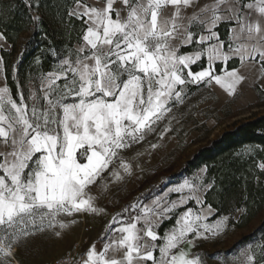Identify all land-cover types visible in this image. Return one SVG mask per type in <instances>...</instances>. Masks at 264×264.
Returning a JSON list of instances; mask_svg holds the SVG:
<instances>
[{
    "label": "snow or ice",
    "instance_id": "obj_1",
    "mask_svg": "<svg viewBox=\"0 0 264 264\" xmlns=\"http://www.w3.org/2000/svg\"><path fill=\"white\" fill-rule=\"evenodd\" d=\"M67 17L80 21L78 46L40 77L39 90H29L27 99L22 91L14 98L0 58L5 81L0 145L6 149L0 151V264H11L13 245L33 229L66 227L57 219L62 215L106 214L95 206L92 188L106 190L105 173L121 179L110 167L117 161L131 172L122 153L183 101L188 84L214 81L234 94L245 77L236 68L228 70L233 58L257 67L264 78V0H102L99 7L71 0ZM222 24L226 39L217 31ZM5 39L0 33V41ZM192 44L196 51L181 53ZM205 53L208 68L192 72L190 65ZM216 61L223 64L222 74H215ZM200 187L210 185L185 180L151 204L138 198L113 216L100 238L102 247L93 243L79 264H204L191 249L198 240L223 234L230 221L225 216L205 223L215 214L210 205L176 212L189 200L204 203L197 195ZM185 189L188 196L168 199ZM173 219L160 234L164 222ZM256 247L264 256V244ZM231 264H256L253 246L240 250Z\"/></svg>",
    "mask_w": 264,
    "mask_h": 264
},
{
    "label": "rangeland",
    "instance_id": "obj_2",
    "mask_svg": "<svg viewBox=\"0 0 264 264\" xmlns=\"http://www.w3.org/2000/svg\"><path fill=\"white\" fill-rule=\"evenodd\" d=\"M88 2L94 6H102V0H88ZM204 2L206 0H200L201 4ZM193 11V8H189L186 14L191 15ZM217 31L221 36L225 33L226 39L228 33L225 25H220ZM188 47L191 48V51L183 52V54H190L197 50L195 44L181 49ZM9 48L10 46L5 40L0 41V50H9ZM202 59L205 60V68L200 71L208 68L206 53L196 63ZM235 61L238 65L236 69L245 79L237 85L234 94L229 95L214 81L211 85L206 83L188 84L184 89L183 101L175 104L171 113L159 121L155 130L149 133L143 141L122 153L124 161L131 165V172H125L118 161L110 166L112 170L120 173L121 179L116 180L105 173L106 179L103 183L106 185V190L100 185L92 188V195L96 197L95 206L104 209L106 214L82 212L72 216L62 215L57 219L66 225L64 228L57 224L52 228L45 227L42 231L33 229L31 235L21 238L13 245L11 264H48L74 248H78L83 254L93 243L97 245V248H100L102 247L100 238L104 233L105 226L126 206L136 203L138 198L144 204H151L156 196H163L168 189L182 184L185 180L191 181L194 185H205V169H200L189 176L171 178L200 146L217 137L233 122L264 114V78L260 77L257 67H253L251 64L241 66L238 58L230 60L228 65L234 64ZM217 63L221 64V69L219 73L215 71V74H222L223 64L221 61H216L215 64ZM41 76L27 81L20 87L19 91L24 92L26 99L29 90H39ZM4 83V80H0V86H3ZM153 145L155 147H152ZM5 150L3 145H0V151ZM197 177L199 179H196ZM158 185L163 186L161 192L148 200H144L143 196L140 197L148 188ZM206 190L207 187H200L197 195L203 199ZM181 195L188 196V190L185 189L183 193H169L168 199L170 201L178 200ZM206 207L204 204H197L193 199L189 200L187 204L181 205L176 209V212H183L187 208L198 212L201 208ZM239 214L240 212H236L231 217H227L229 220L232 218L236 221ZM222 217L225 216L213 218L211 215L204 222L211 224ZM262 219H264V211L245 227L236 228L234 225L228 224L223 234L196 241L197 247L191 251L198 253L204 264H231L233 256L239 255L240 250L252 245L256 264H264V256L256 247V245L263 244L259 239L260 235L248 244H237L243 236L256 230ZM174 222V219L165 221L164 224H169L165 230L172 227ZM184 248L187 250L189 245L185 244Z\"/></svg>",
    "mask_w": 264,
    "mask_h": 264
},
{
    "label": "trees",
    "instance_id": "obj_3",
    "mask_svg": "<svg viewBox=\"0 0 264 264\" xmlns=\"http://www.w3.org/2000/svg\"><path fill=\"white\" fill-rule=\"evenodd\" d=\"M0 0V33L9 50H0L6 68L5 76L14 98L27 81L55 70L69 48L78 45L80 21H69L67 9L71 0ZM33 17H39L34 20ZM221 39H225V33ZM191 48L181 49V53ZM229 64L228 70L236 68ZM219 73L221 64H215ZM205 68V60L190 66L194 73ZM264 114L233 122L217 137L200 146L171 179L189 176L205 169L204 205L215 210L213 218L240 212L229 225L247 226L264 211ZM163 186H151L140 197L152 198ZM165 223L160 234L168 227ZM259 238L264 244V219L252 233L243 236L238 245ZM264 261V257H263Z\"/></svg>",
    "mask_w": 264,
    "mask_h": 264
},
{
    "label": "built area",
    "instance_id": "obj_4",
    "mask_svg": "<svg viewBox=\"0 0 264 264\" xmlns=\"http://www.w3.org/2000/svg\"><path fill=\"white\" fill-rule=\"evenodd\" d=\"M83 256L84 254L81 253L78 248H74L71 251L53 259L48 264H79V261Z\"/></svg>",
    "mask_w": 264,
    "mask_h": 264
}]
</instances>
